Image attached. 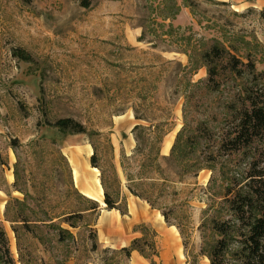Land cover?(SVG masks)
Returning <instances> with one entry per match:
<instances>
[{"label":"rangeland","instance_id":"1","mask_svg":"<svg viewBox=\"0 0 264 264\" xmlns=\"http://www.w3.org/2000/svg\"><path fill=\"white\" fill-rule=\"evenodd\" d=\"M151 1L0 0V226L14 264H149L136 252L128 259L118 252L149 232L157 252L153 264H208L199 252L201 236L207 235L202 224L228 183L221 173L234 188L254 154L256 165L264 166V137L253 145L257 149L216 153L219 132L232 122L233 115H225L227 88L237 81L222 77L225 89L213 92L204 68L192 75L182 70L183 54L136 42ZM190 1L194 12L177 0L172 26L179 33L206 44L222 36L232 52L264 70V0ZM15 49L30 61L13 57ZM60 118L94 134H60L50 127ZM136 124L166 130L159 145L163 157L183 129L182 138L198 142V161L217 154L213 169L181 179L169 175L164 195L149 206L126 190L120 169L121 156L134 147L130 130ZM86 145L104 189L101 201L94 200L97 210L81 212L70 228L63 218L87 203L62 151ZM161 166L169 171L162 161ZM104 191L123 215L105 209ZM54 226L72 239L59 242ZM225 264L239 263L228 256Z\"/></svg>","mask_w":264,"mask_h":264},{"label":"trees","instance_id":"2","mask_svg":"<svg viewBox=\"0 0 264 264\" xmlns=\"http://www.w3.org/2000/svg\"><path fill=\"white\" fill-rule=\"evenodd\" d=\"M180 1L182 7L194 12L190 0ZM178 11L177 0L151 1L136 42L148 43L152 49L162 44L165 46L163 50L165 52L183 54L187 59V65L182 67V70L192 75L197 69L204 68L207 86L213 92L225 89V86L221 84L222 77H230L233 82L237 81L234 87L227 88L225 115L226 117L233 115L232 122L226 130L219 132L215 146L216 153L257 149L252 148L253 145L260 143L264 137V70L256 71L250 57L238 56L232 52L236 50H232V46L229 43L226 44L222 36L211 37L206 44L201 39L193 40L190 35L185 36L179 33V29L172 26ZM12 56L22 62L30 61L29 55L21 50H13ZM186 84L195 86V83H190V79L186 81ZM134 119L139 118L134 116ZM50 127L60 134H94L71 118L57 119ZM130 133L134 147L130 155H122L120 161L124 185L132 196L140 198L151 207L155 205L158 197L164 195L169 175L177 179H181L186 174L195 177L199 171L212 170L214 167L213 161L217 154L210 152L207 161H198V157L194 158V155L198 153V142L195 137L191 140L182 138L183 129L178 131L167 157L159 156V145L166 133L160 124H149L146 127L136 124L132 126ZM192 140H195V143H192ZM258 147L261 148V144ZM254 155L244 180L234 184V188H230V179L221 173V178L228 183L224 186L216 203L217 206L211 208L208 206L206 209L211 215L202 224L206 227L207 235L203 233L201 236L199 252L207 259L208 264H225L228 256H232L239 264H264V166L256 165ZM93 159L94 153L89 158L92 168L94 167ZM161 161L165 163L169 171L162 168ZM133 167H136V172H133ZM102 189H104L103 186ZM82 199L87 203V207L63 218V222L70 228L75 227L72 219L82 217L81 212L93 213L97 210V204L94 201L85 197ZM103 204L107 210H116L121 215L124 214L108 198L105 191ZM161 217L167 223L166 214L161 212ZM168 226L171 225L168 224ZM54 230L59 242L72 239V235L65 229L54 226ZM89 235L92 242L91 249L94 250L96 247L94 235ZM153 238L152 232L140 238H133L128 246L120 248L118 252L125 259L129 258L131 252H136L149 264H153L152 259L157 256ZM0 264H14L1 226Z\"/></svg>","mask_w":264,"mask_h":264},{"label":"bare ground","instance_id":"3","mask_svg":"<svg viewBox=\"0 0 264 264\" xmlns=\"http://www.w3.org/2000/svg\"><path fill=\"white\" fill-rule=\"evenodd\" d=\"M121 118L122 117H118L115 118V120L118 121ZM62 153L71 166L74 182L76 186L80 188L83 196L92 198L98 202L101 201L102 189L97 179V170L95 168H90L89 170L88 164L86 163L88 161H85V157L87 158L91 155L90 147L86 145L84 149L78 148V152H76V150L64 149ZM8 180H12L10 174L8 175Z\"/></svg>","mask_w":264,"mask_h":264},{"label":"crops","instance_id":"4","mask_svg":"<svg viewBox=\"0 0 264 264\" xmlns=\"http://www.w3.org/2000/svg\"><path fill=\"white\" fill-rule=\"evenodd\" d=\"M170 228H171V227H170ZM171 229H173V228H171ZM173 230H174V229H173ZM167 232H168V228H167L165 234H166ZM174 233H175V235L177 234L175 230H174ZM165 234H164V236H165ZM164 236H163V238H164ZM173 238H174V237H172V236H171V237L168 236L166 239H167L168 242H170V241L173 242V243H172V246H176L175 238H174V239H173ZM162 242H163V241H162ZM131 253H132V252H131Z\"/></svg>","mask_w":264,"mask_h":264},{"label":"water","instance_id":"5","mask_svg":"<svg viewBox=\"0 0 264 264\" xmlns=\"http://www.w3.org/2000/svg\"><path fill=\"white\" fill-rule=\"evenodd\" d=\"M82 195V194H81ZM83 196V195H82ZM83 197H85V196H83ZM85 198H87V197H85ZM87 199H90V198H87ZM91 200V199H90ZM92 201H94V200H92ZM94 202H96V201H94Z\"/></svg>","mask_w":264,"mask_h":264}]
</instances>
